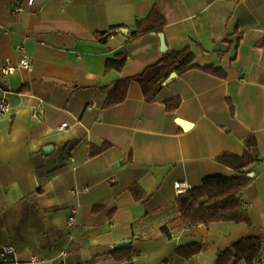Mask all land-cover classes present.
Returning a JSON list of instances; mask_svg holds the SVG:
<instances>
[{"label":"crops","instance_id":"obj_1","mask_svg":"<svg viewBox=\"0 0 264 264\" xmlns=\"http://www.w3.org/2000/svg\"><path fill=\"white\" fill-rule=\"evenodd\" d=\"M26 1L0 0V97L18 93L5 94L11 110L0 117V247L14 245L17 259L0 264H216L248 236L263 239L256 264H264V0ZM156 1L167 49L189 47L197 67L153 102L131 80L125 100L105 107L117 80L163 53L156 34L130 39ZM12 4L25 9L13 13ZM113 26L129 32L109 34ZM17 45L32 69L5 75L2 66L18 64ZM123 54V69L106 72ZM171 98L180 102L168 110ZM250 135L259 161L241 199L251 224L219 221L167 237L160 228L178 215L174 183L192 189L211 175L234 176L216 158L242 154ZM189 245L200 249L175 252ZM125 246L134 258L114 260Z\"/></svg>","mask_w":264,"mask_h":264},{"label":"trees","instance_id":"obj_2","mask_svg":"<svg viewBox=\"0 0 264 264\" xmlns=\"http://www.w3.org/2000/svg\"><path fill=\"white\" fill-rule=\"evenodd\" d=\"M166 22V17L156 1L145 17L136 20L135 29L130 33V39L135 40L151 33L157 36L164 35L163 28ZM118 27L123 26H113L109 34H114L112 30ZM262 43H264V39L261 41ZM126 59V54L116 59H108L105 63V71H121ZM194 67H197L195 56L189 47L167 49L155 63L147 66L141 73L117 80L108 94L104 106L108 107L124 101L131 80L140 83L144 100L153 102L165 86L164 80L171 72L181 74ZM179 102V98H171L167 101L166 108L173 110L179 105ZM108 146L109 144L105 143L99 148H91L90 154L99 153ZM216 160L233 169L236 174L232 177L208 176L203 179L200 186L189 189L185 194L178 195L175 200L178 215L160 228L167 237H170L172 231L180 228L196 225L207 226L210 223L219 221L251 224V216L242 202L241 193L251 184L253 177H249L248 173L252 172V166L259 161L255 137L250 135L245 138L242 154L222 152ZM137 189L138 185L136 184L130 187L131 193L140 200L141 198L136 194ZM262 242L263 239L256 236L242 238L231 246V250H225L216 264H227L231 257L237 260L244 259L246 264H256ZM199 249L198 245H189L177 248L175 252L190 257L197 253ZM134 256L135 251L130 246L117 248L112 253V257L116 261L132 260Z\"/></svg>","mask_w":264,"mask_h":264},{"label":"built area","instance_id":"obj_3","mask_svg":"<svg viewBox=\"0 0 264 264\" xmlns=\"http://www.w3.org/2000/svg\"><path fill=\"white\" fill-rule=\"evenodd\" d=\"M35 0H27L26 3L28 6H31L34 3ZM25 7L21 4H12L11 5V11L13 13H21L23 12ZM17 50L21 52V56L19 58L18 64L17 65H10L6 64L1 67V72L5 75H10L13 74L18 68H23L26 70H31L32 69V62L28 55H26L24 52V48L22 45H17ZM18 94L17 92H13L10 90L4 91L3 95L0 97V117L5 115L11 110V107L9 106L5 94ZM44 101L39 99L37 105L33 109V114H37L41 110L42 105ZM42 118V117H40ZM67 126V123H62L60 128H64ZM174 188L177 193V195L185 194L189 190V186L185 184L182 181H176L174 183ZM75 210L73 209L71 212V215L68 218V222L70 224H73L75 221L74 217ZM17 249L14 245L7 244L2 247H0V262L1 263H12L15 262L17 257ZM63 255H66L65 252ZM30 261L32 262H37L39 261V258L37 256L32 255L30 257Z\"/></svg>","mask_w":264,"mask_h":264},{"label":"water","instance_id":"obj_4","mask_svg":"<svg viewBox=\"0 0 264 264\" xmlns=\"http://www.w3.org/2000/svg\"><path fill=\"white\" fill-rule=\"evenodd\" d=\"M129 30L128 28H125V27H118V28H115L112 30V33H124V34H128ZM159 39H160V50L162 52L166 51L167 50V46H166V42H165V38H164V35L163 34H160L159 35ZM177 77V73L176 72H171L168 77L164 80V84L167 85L169 84L170 82H172L175 78ZM45 151H48L49 150V147H46L44 149ZM254 175V172H250L248 173V176L249 177H253ZM129 242V240L123 242V243H127Z\"/></svg>","mask_w":264,"mask_h":264}]
</instances>
